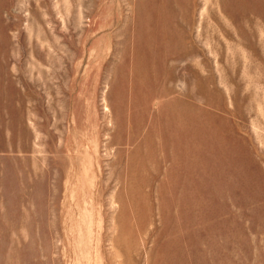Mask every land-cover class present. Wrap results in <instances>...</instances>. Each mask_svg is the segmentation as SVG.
I'll return each mask as SVG.
<instances>
[{"label": "rangeland", "instance_id": "rangeland-1", "mask_svg": "<svg viewBox=\"0 0 264 264\" xmlns=\"http://www.w3.org/2000/svg\"><path fill=\"white\" fill-rule=\"evenodd\" d=\"M164 263L264 264V0H0V264Z\"/></svg>", "mask_w": 264, "mask_h": 264}, {"label": "bare ground", "instance_id": "bare-ground-1", "mask_svg": "<svg viewBox=\"0 0 264 264\" xmlns=\"http://www.w3.org/2000/svg\"><path fill=\"white\" fill-rule=\"evenodd\" d=\"M184 1V0H183ZM164 5V4H163ZM140 6V5H139ZM151 6V5H150ZM165 6V5H164ZM141 8V7H140ZM165 8V7H164ZM167 8V7H166ZM143 9V8H142ZM162 10H163V8H161ZM147 10V9H146ZM145 10L143 9V12H144ZM156 13H152L151 11L150 12H147L146 13V15L144 16V14L142 13V15L141 14H139V15H141L143 18L145 17V19H144V21H143V23L142 24H139V26H138V32H135V34L137 33V52H136V56L140 59V60H143L144 59V57L142 56V52H143V50H142V48H144V50L145 51H147V52H149V49H150V46L152 47V45H154V44H152L151 45V43H152V41H151V38H152V35L154 36L155 34H154V32L153 31H155L156 29H154L153 31L151 30V31H149V29L147 28V29H145V24L147 23V20L148 19H150V20H155L157 23H158V29H159V31H160V34H162V33H165V36L163 35V36H161V38L159 39V43H160V45H162V46H164V48H165V46H166V44L168 43V40H169V38H168V26H167V23H168V19H167V16L163 13V12H161L160 10H159V13L156 11V10H154ZM146 12V11H145ZM138 15V16H139ZM141 18V17H140ZM142 18V19H143ZM148 18V19H147ZM142 19L140 20V21H142ZM138 22V21H137ZM154 22V21H153ZM138 25V24H137ZM156 28V27H155ZM135 36V35H134ZM136 38V37H135ZM155 40V39H154ZM154 42H156V41H154ZM157 43V42H156ZM125 44V43H124ZM156 45V44H155ZM160 47V46H159ZM157 48V47H156ZM161 48V47H160ZM150 53V52H149ZM149 53H148V55H149ZM154 53V52H153ZM151 55H152V53H150ZM151 55H149V56H151ZM156 57H158V56H156ZM161 57V56H160ZM155 60V59H154ZM135 68V67H134ZM139 69V68H138ZM166 74H168V73H166ZM172 80V79H171ZM162 82V81H161ZM153 95V94H152ZM169 108V107H168ZM170 109V108H169ZM166 110H168V109H166ZM174 111V110H173ZM176 112V111H175ZM170 113H171V111H170ZM173 114V113H172ZM171 114V115H172ZM181 115V114H180ZM169 116H170V114H169ZM177 117L179 118V116L177 115ZM172 118V117H171ZM165 119V118H164ZM171 120V122H173V120L172 119H170ZM169 121V120H168ZM176 121H178V120H176ZM166 122V121H165ZM181 123V122H180ZM173 124V123H172ZM176 124H178V123H176ZM176 124H174V125H176ZM146 125V124H145ZM179 126V125H178ZM186 126V125H185ZM176 127V126H175ZM172 129V128H171ZM174 129V128H173ZM170 130V129H169ZM178 130V129H177ZM176 130V131H177ZM158 131V130H157ZM170 131H172V130H170ZM181 131V130H180ZM184 131V130H183ZM192 131V130H191ZM189 132V131H188ZM167 133V132H166ZM171 133V132H170ZM173 133V132H172ZM177 133V132H176ZM180 133V132H179ZM183 133V132H182ZM163 134V133H162ZM199 134V133H198ZM170 135V134H169ZM172 135V134H171ZM178 135V134H177ZM181 135V134H180ZM180 135L179 136H177V137H180ZM183 136V135H182ZM203 136V135H202ZM159 137V136H158ZM176 136L174 135V138H175ZM201 138V137H200ZM148 139H150V138H148ZM170 139V138H169ZM177 139V138H176ZM181 139H184V138H181ZM145 140V139H144ZM173 140V139H172ZM175 140V139H174ZM178 140V139H177ZM179 141V140H178ZM180 142V141H179ZM182 142V141H181ZM184 142V141H183ZM192 142V141H191ZM161 143V142H160ZM147 144H149V141H148V143ZM146 143H145V145H147ZM174 144H175V142H174ZM173 143H172V145H174ZM192 144V143H191ZM169 145H171V143L169 144ZM176 145V144H175ZM182 146V145H181ZM181 146H179V151H180V149H182V147ZM185 146H186V144H185ZM192 146H193V144H192ZM108 148H110V147H108ZM172 148H174V147H172ZM186 147H184V149H185ZM187 148H188V146H187ZM139 149V148H138ZM176 149V148H175ZM190 149H191V147H190ZM170 150V149H169ZM178 150V149H177ZM139 151H140V149H139ZM174 151V150H173ZM186 150H184V152H185ZM174 152H176V151H174ZM136 153V152H135ZM139 153V152H138ZM145 153V152H144ZM161 153V152H160ZM177 153V152H176ZM182 153H183V151H182ZM120 154V153H119ZM144 156V155H143ZM148 162V161H147ZM136 165V164H135ZM136 166H138V165H136ZM131 170H132V167H131ZM122 173V172H121ZM118 175V174H117ZM134 176V175H133ZM131 177V176H130ZM129 179V178H128ZM176 195V194H175ZM158 200V199H157ZM177 226V225H176ZM116 233V232H115ZM165 264V263H164Z\"/></svg>", "mask_w": 264, "mask_h": 264}]
</instances>
